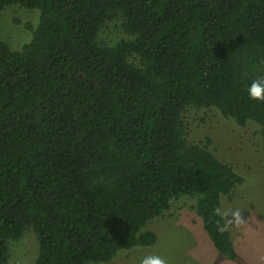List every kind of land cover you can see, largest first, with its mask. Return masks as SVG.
<instances>
[{"label":"trees","instance_id":"trees-1","mask_svg":"<svg viewBox=\"0 0 264 264\" xmlns=\"http://www.w3.org/2000/svg\"><path fill=\"white\" fill-rule=\"evenodd\" d=\"M37 10L31 39L0 40V264L31 234L33 264L108 263L156 243L147 223L180 199L218 254L236 260L213 214L244 179L188 141L189 108L259 128L264 0H0ZM126 36L107 45V23Z\"/></svg>","mask_w":264,"mask_h":264},{"label":"rangeland","instance_id":"rangeland-1","mask_svg":"<svg viewBox=\"0 0 264 264\" xmlns=\"http://www.w3.org/2000/svg\"><path fill=\"white\" fill-rule=\"evenodd\" d=\"M37 17V10L7 7L0 15V40L12 51L20 50L30 41ZM125 37L118 20L107 23L99 35L110 46ZM184 121L189 142L199 144L209 139L210 151L244 179L230 197L221 200L223 208L240 209L246 218L245 225L228 229L237 259L218 254L192 209L194 201L183 198L162 217L147 223L145 230L156 236L152 247L121 251L110 262L99 264H140L142 258L153 254L167 264H264V151L258 126L248 123L241 127L214 110L195 108L187 110ZM36 252V239L29 234L10 243L8 264H33Z\"/></svg>","mask_w":264,"mask_h":264},{"label":"clouds","instance_id":"clouds-1","mask_svg":"<svg viewBox=\"0 0 264 264\" xmlns=\"http://www.w3.org/2000/svg\"><path fill=\"white\" fill-rule=\"evenodd\" d=\"M248 96L251 100L264 102V76L259 77L251 82L247 88ZM213 214L224 221L221 226L217 221L218 231L223 233L231 226L241 227L245 225L246 218L243 217L240 209L232 210L230 208L217 207ZM140 264H167V261L159 255H148L141 259Z\"/></svg>","mask_w":264,"mask_h":264}]
</instances>
